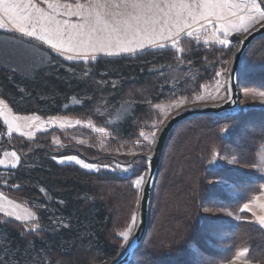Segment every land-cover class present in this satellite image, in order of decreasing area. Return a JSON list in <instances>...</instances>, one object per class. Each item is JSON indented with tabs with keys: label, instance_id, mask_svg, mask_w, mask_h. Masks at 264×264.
Returning a JSON list of instances; mask_svg holds the SVG:
<instances>
[{
	"label": "rangeland",
	"instance_id": "rangeland-1",
	"mask_svg": "<svg viewBox=\"0 0 264 264\" xmlns=\"http://www.w3.org/2000/svg\"><path fill=\"white\" fill-rule=\"evenodd\" d=\"M96 2L97 0H33V3L44 9L45 12L51 11L49 9L50 4L54 7L58 5L56 8L58 13L57 18L67 19L71 23H79L80 20L78 17L67 12L65 5L75 9L77 4L88 5L89 3ZM99 2L111 5V7L97 9L102 19L111 21L113 18H123L120 15H116L123 11L121 8L116 7V5L122 3V0H99ZM187 2H192V0H187ZM246 3H250V0L249 2L248 0H244L241 3L242 9ZM108 12H111L114 16L106 15ZM240 13V15L247 14L241 10ZM0 19L3 20L4 24V27L0 28V84L4 82L7 77L6 75H10L11 72L17 73V75L25 79H33L37 71L46 67L56 66V63L52 61L53 55L48 50L70 62L63 68L64 76L67 75L72 78H74L75 74L83 77H93L95 72L91 63L100 57H127L148 50H154V52L170 50L178 61L184 54L185 49L190 45H201L206 48L215 47L224 52H231L229 59L222 62V67L218 71L208 67L209 71H214L212 79L202 85L201 93L191 100L176 96L181 91L178 93L173 92L175 87L177 88L185 80H196L197 77L195 75H197L198 71L191 64L180 61L178 66L181 69H177L174 68L176 65L172 66L173 63L159 65L151 63L153 67L150 72L161 73V77L166 76V72H168L167 87L172 89L167 91L169 97L149 106V115L141 124H138L135 135L127 139H122L118 136V128L120 123L132 115L134 102L131 100H125L118 108H112L103 99L101 103L99 102V106L102 104L101 107L97 106L94 112L97 114L98 119L102 120L101 123H98L90 117L83 118L69 115L46 117L36 113L16 114L8 102L0 95V101H3V103H0V122L3 126V131L0 133V160L3 161V164H0L1 169H18L23 163L33 162L34 157L40 152L46 151L48 152V158L57 165H73L87 173L110 178L122 177L130 180L131 190L129 192L124 193L122 191L120 194H108L111 206L117 211L112 230H114L113 235L118 240L120 252L114 260L102 264H116L125 255L129 242L136 232L142 192L149 171L147 157L151 155L161 130L170 118L183 110L190 107L219 105L227 100L229 97L228 76L236 50L242 38L264 22L248 25L247 30L242 26L230 28L227 35L216 26L219 23L217 21H211L209 24L208 21L193 22L191 28H185L175 40L157 37L154 43L145 40L143 47L133 45L135 48L133 52L121 53L118 49H110L105 52H89L87 55H96L98 56L97 58L69 60L65 56L82 55L75 51L54 50L50 44L20 33L7 19H3L2 17ZM229 21H237L238 23V17L230 18L225 22ZM203 25L204 27L202 28ZM189 31L193 32L191 37L187 35ZM221 40H227L228 44H221ZM262 50V52L259 50V54L253 60H249L250 64L248 63V65L251 68L249 67L250 70L247 76H245L248 80L246 78L243 80L241 77L244 65L248 61L249 52L245 57L240 73L241 84L239 86L241 110L231 116H236L244 110H249V113L256 110L264 111V88H258L260 85L258 83L255 84L256 86L253 85L254 81L263 82L264 79H261V74H255L252 78L248 76L254 70L260 71L264 69V49ZM108 51H111L113 54L109 55ZM73 63L76 64L72 65ZM98 74L106 75L107 73L99 71ZM116 82L114 81V84ZM2 92L3 87L0 85V94ZM88 99L89 97L86 95L75 93L64 104L63 111L72 106H82ZM207 116L213 118L216 122H219V119L229 117L197 116L183 121L174 130L161 161L150 207L146 237L134 254L131 264H173V259H164L166 254H168L164 250L171 248V245L168 244L169 241H165L162 235L165 230L171 229L176 223L167 221L165 217L169 213H177L180 208H183V204L186 203L187 199L189 201L190 199H196L190 223H194L197 217L201 221H215L216 223L223 224L219 228L213 227L214 224H210L214 229L200 232V235L204 237V242L209 247H212V250H217L223 254L219 258L218 255L212 257L193 246H185L187 249L194 250L195 254H192V256L194 260L196 258L194 261L196 264H264V244L262 241L259 242V236L257 237V235L253 234L250 239H240L238 236H235L237 238L234 241L237 243L243 241L242 243L245 245H252L254 241L251 240L257 239L258 248L245 246L233 254L231 252L232 247L227 241L231 238L230 232L232 230L229 232L225 230L226 225L236 226L242 222H251L264 231V228L256 223L259 222L258 217L264 216V208L260 207V205H264V183L261 186L260 192L253 195L252 198L237 210L223 202L218 201L217 203L216 201H212L207 195H204L205 192L208 193L210 191L209 194H212L216 190L224 191L234 198V196H242L249 189L247 186L249 184L240 182L235 185L224 174H206L218 168H224V172L230 171L229 174L233 172L240 174L258 173L264 178V121L252 124L244 122L248 124V131L245 134L238 133L235 143H232L233 146L227 145L223 140L219 144L212 137H202L203 133L200 130L187 134V137L185 136V127H183L181 132L176 133L182 124L190 122L195 118ZM6 117L9 120L13 117L18 118L15 123H19L22 126L20 128L13 126L10 129L8 124L5 123ZM239 121H237L235 126L241 124ZM188 125L186 126L188 127ZM220 128L218 133L220 139L217 136L216 141L227 138L232 131L230 124L222 125ZM239 139L242 143L238 142ZM209 141L210 144H208ZM14 144H17L23 151L21 150L20 152ZM255 149L257 150L256 156L254 153ZM12 152L16 153V157L11 155ZM68 157H75L81 161V164H77L75 160L69 161ZM61 159L64 160L63 163L59 162ZM136 159L138 161L134 163ZM141 159H144V161L142 162ZM202 159L203 166H199L198 162ZM83 164H89L91 167L85 169ZM140 177H143V180L140 188L137 189L134 186V181ZM245 188L248 189L245 190ZM246 204L249 205L248 208L244 207ZM169 205L170 207L167 209ZM247 215H250L251 218L248 219ZM0 216L4 220L20 225L25 233H35L41 229L38 223V214L34 208L1 191ZM177 219L176 222L178 223ZM129 228L131 229L129 240L125 242L122 233L128 231ZM184 228H180V230L182 229L180 232L182 236L178 240H182L185 237L184 235L189 236L193 234L196 236L192 228H190V231L188 228ZM150 249L153 250L151 253ZM241 252H244L243 256L239 255Z\"/></svg>",
	"mask_w": 264,
	"mask_h": 264
},
{
	"label": "trees",
	"instance_id": "trees-1",
	"mask_svg": "<svg viewBox=\"0 0 264 264\" xmlns=\"http://www.w3.org/2000/svg\"><path fill=\"white\" fill-rule=\"evenodd\" d=\"M262 49H264V38L259 40L249 52L248 61L244 65L241 76L243 80L251 68L248 65L249 60H253ZM48 51L53 55L52 61L56 63V66L37 71L33 79H25L17 73L11 72L0 84L3 87V92L0 95L8 102L14 113H36L46 117L53 115L90 117L101 123L102 120L98 119L97 114L94 113L95 108L102 105L99 106V102L101 103L105 99L108 106L118 108L125 100H131L134 102L132 115L120 123L118 128V136L122 139L135 135L138 124H141L149 115L150 105L169 97L167 91L172 88L167 87L168 72H166V76L162 77L161 73L150 72L153 67L151 63L157 65L173 63L172 66L176 65L174 68L177 69H181L178 66L180 61L191 64L198 71L195 75L196 80H185L173 90L174 93L181 91L176 96L191 100L201 93L202 85L212 79L214 71H209L208 67L218 71L222 67V62L228 60L231 54L230 51L224 52L215 47L190 45L178 61L170 50L155 52L148 50L127 57H100L91 63L95 72L93 77L75 74L72 78L64 76L63 67L70 62L51 50ZM167 70L169 71V69ZM99 71H104L107 74L99 75ZM170 72L172 71L170 70ZM255 74H261V79H264V69L254 70L248 76L252 78ZM246 79L248 80V78ZM114 81L117 82L114 84ZM253 83L254 86L256 83L260 84L258 88H264V80ZM75 93L86 95L89 99L82 106H72L63 111L64 104ZM219 120L216 122L208 116L195 118L182 124L176 133L181 132L185 127V136L187 137V134L200 130L203 133L202 137H212L219 144L223 140L227 145L233 146L232 143H235L238 133L245 134L248 131V124L244 122L252 124L264 121V111L256 110L249 113V110H244L236 116ZM237 121L241 122L239 126H235ZM225 124L232 126L231 134L227 138L216 141L217 136L219 137L220 127ZM2 131L3 126L0 122V133ZM238 142L242 143L240 139ZM14 145L21 152L22 149L17 144ZM256 152L255 149V156ZM48 157V152L42 151L34 157L33 162L23 163L18 169L4 170L0 168V191L34 208L41 227L35 233H25L20 225L4 220L0 216V264H102L114 260L120 252L118 240L112 230L117 211L111 206L108 194L129 192L131 190L130 180L87 173L73 165H57ZM135 161L138 160H134V163ZM141 161L143 162L144 159ZM202 164L203 159L198 162L199 166ZM202 166L201 168L204 169ZM224 171V168H218L206 174H224L235 185L240 182L247 183L249 184L247 185L249 189L245 188V190L248 189L247 192L242 196H234V198L224 191L216 190L212 194H209L210 191L205 192L204 195H207L212 201L223 202L236 210L253 195L259 193L264 183V178L258 173L233 172L229 174L230 171ZM195 201L196 199H190V201L187 199L183 208H180L177 213H169L165 217L167 221L176 223L172 226L174 228L165 230L162 235L165 241H169L168 244L171 245V248L164 250L168 253L164 259H173V264H196L194 262L196 258L194 260L192 256L195 252L193 249H187L188 246H193L212 257L218 255L219 258L223 255L217 250H212V247L204 242V237L200 235L202 231L214 229L213 227L219 228L223 224L215 221H201L197 217L194 223H190ZM168 207L170 205L167 206V209H169ZM247 217L251 218L250 215ZM210 224H214V226L211 227ZM183 227H185L184 229L188 228L189 231L192 228L196 236L193 234L184 235L185 237L180 239V242L178 240L182 236L180 228ZM225 230L226 232L232 230L231 238L227 241L232 247L233 254L245 246L258 248L257 239L251 240L254 241L252 245H245L242 243L243 241L239 243L234 241L237 238L235 236L240 239H250L255 234L260 237L259 242L262 241L264 244V231L251 222H242L236 226L226 225ZM152 251L150 249V253Z\"/></svg>",
	"mask_w": 264,
	"mask_h": 264
},
{
	"label": "snow or ice",
	"instance_id": "snow-or-ice-1",
	"mask_svg": "<svg viewBox=\"0 0 264 264\" xmlns=\"http://www.w3.org/2000/svg\"><path fill=\"white\" fill-rule=\"evenodd\" d=\"M57 6L49 5L51 11L45 12L38 7L33 0H0V17L7 19L22 34L35 37L53 49L65 52H78L87 57L89 52H105L110 49H118L121 53L133 52V45L143 47L144 41L156 42L157 37L173 39L179 36L185 28H191L193 22L209 21L214 18L219 22L216 26L227 35L230 28L242 26L247 30L248 25L264 22V0H250L241 8V4L235 0H122L116 5L123 11L119 14L123 18L111 21L102 19L97 9L111 7V5L96 3L88 5L77 4L75 9L65 5V10L71 15L79 18V23H71L67 19L57 18ZM238 10L245 11L246 15H239ZM229 14L238 16L237 21H228ZM106 15H112L111 12ZM3 20L0 19V28H3ZM264 27V25H262ZM191 37L193 32H187ZM221 44H228L227 40H221ZM108 54H113L108 51ZM72 59L71 56L68 57ZM219 75V74H217ZM217 98V97H214ZM222 98V97H219ZM3 103V101H0ZM18 118L5 123L12 129L20 128L22 125L15 123ZM11 155L16 157V153ZM69 161L75 160L77 164L81 161L75 157H68ZM63 163L64 160L59 161ZM0 164L3 161L0 160ZM85 169L91 167L83 164ZM127 170V169H125ZM143 177L134 181L135 188H140ZM248 208L249 205H245ZM264 208V205H260ZM19 219V217H17ZM134 219V217H133ZM264 224V216L257 218ZM131 229L122 233L123 240H129ZM246 251V250H245ZM244 255V252L239 254Z\"/></svg>",
	"mask_w": 264,
	"mask_h": 264
},
{
	"label": "water",
	"instance_id": "water-1",
	"mask_svg": "<svg viewBox=\"0 0 264 264\" xmlns=\"http://www.w3.org/2000/svg\"><path fill=\"white\" fill-rule=\"evenodd\" d=\"M262 25H264V23L259 25L255 30L251 31L244 38H242L240 45L236 50L228 76L229 97L227 98V100H225L219 105L190 107L186 110H183L175 114L172 118H170L161 130L151 155L147 157L149 162V171L142 192L140 213L136 232L131 241L129 242V246L125 255L120 260H118L116 264H131L133 261L134 254L140 248L141 244L143 243L146 237V233L148 230V218L150 213V207L152 204L156 181L159 175L161 161L165 148L174 130L183 121L189 120L197 116H231L237 114L241 110V96L239 93V86L241 84L240 73L244 64L245 57L248 54L249 50L257 40L264 37V27H262Z\"/></svg>",
	"mask_w": 264,
	"mask_h": 264
},
{
	"label": "crops",
	"instance_id": "crops-1",
	"mask_svg": "<svg viewBox=\"0 0 264 264\" xmlns=\"http://www.w3.org/2000/svg\"><path fill=\"white\" fill-rule=\"evenodd\" d=\"M244 2V0H235V2L236 3H239V4H241L242 2ZM248 2H249V0H248ZM258 2H260V0H258ZM238 13H239V15L241 14L240 13V10H238ZM238 17V16H237ZM230 18H234V16H231L230 14H229V17H228V19H230ZM212 21H215L214 20V18H213V20ZM208 24H209V21H208ZM256 24H259V23H256ZM204 27V25L202 26V28ZM201 28V29H202ZM218 35H221V34H218ZM55 50V49H54ZM59 53V52H58ZM71 57H72V59H88V58H97L98 56H96V55H91V56H87V57H84V56H76V55H70ZM66 58H68L69 56H65ZM71 59V60H72ZM260 195H261V193H260ZM258 225H260V226H262L263 228H264V225H262L260 222H256Z\"/></svg>",
	"mask_w": 264,
	"mask_h": 264
},
{
	"label": "bare ground",
	"instance_id": "bare-ground-1",
	"mask_svg": "<svg viewBox=\"0 0 264 264\" xmlns=\"http://www.w3.org/2000/svg\"><path fill=\"white\" fill-rule=\"evenodd\" d=\"M250 52V51H249Z\"/></svg>",
	"mask_w": 264,
	"mask_h": 264
}]
</instances>
